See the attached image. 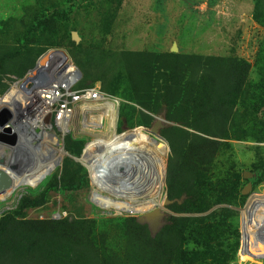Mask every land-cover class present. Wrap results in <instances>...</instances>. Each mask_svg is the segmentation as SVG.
<instances>
[{
    "label": "rangeland",
    "instance_id": "obj_1",
    "mask_svg": "<svg viewBox=\"0 0 264 264\" xmlns=\"http://www.w3.org/2000/svg\"><path fill=\"white\" fill-rule=\"evenodd\" d=\"M62 59L76 82L18 139L28 74ZM0 72V220L19 209L27 236L0 262L264 264V0H0Z\"/></svg>",
    "mask_w": 264,
    "mask_h": 264
},
{
    "label": "bare ground",
    "instance_id": "obj_2",
    "mask_svg": "<svg viewBox=\"0 0 264 264\" xmlns=\"http://www.w3.org/2000/svg\"><path fill=\"white\" fill-rule=\"evenodd\" d=\"M51 54H49V56H50ZM50 59H52V57H50V58H48L47 57V59H46V61L49 63L50 62ZM45 62V61H44ZM48 63H47V65H48ZM61 63L62 64H64V66H63V68L66 70H68V71H63V74H61V76H64L65 75V80L63 81L64 83H67L66 85H68V84H70L71 82H74V80H77V76H76V73L74 74V70L71 68V64H70V62L69 61H67V59L65 60V59H62V61H61ZM44 66L43 64H41L40 65V71H42V73H43V75L46 73V75L47 76H49V74L50 73H48V70H47V67L48 66ZM48 73V74H47ZM45 75V76H46ZM46 76V77H47ZM48 77H47V80H45L43 83H40L39 85H40V87L38 86V85H36V84H33L32 83V85H31V87L30 88H28V90H29V93H30V98H29V100H28V102L27 103H25L22 107H21V109H20V111H22L21 113L19 112V114H18V118H20V123H19V121H18V123L16 124V126H15V128H12L11 129V131L14 133V134H16L17 135V138L19 139L20 138V133H19V131L24 127V126H26V128L28 129V127L29 126H31V125H39V126H42L41 125V117L42 116H44L46 113H48V109H49V104L52 102V97L55 95V92H54V95H53V93H52V91L51 90H47V91H45V92H42V91H38V89H40L43 85H45V84H47L48 83ZM60 79H63V78H60ZM27 81V82H26ZM25 82L26 83H29L30 81L29 80H26ZM62 82V83H63ZM60 84V83H59ZM36 86V87H35ZM60 87H61V85H59ZM33 95V96H32ZM16 97H17V95H16ZM33 98V99H32ZM55 99V98H54ZM3 100V99H2ZM9 103H10V105L14 102V101H16V99H15V96H14V94L13 93H10V95H9ZM46 100H48V101H46ZM4 103V102H3ZM1 104V103H0ZM2 105H4V104H2ZM1 105V106H2ZM32 108V111L35 113L34 115H32L31 116V113L32 112H30V109ZM63 113H65V112H63ZM25 115H27V117H25ZM29 115H30V118H28L29 117ZM64 116L65 115H59L58 116V119H61V120H63V119H65L64 118ZM31 122V123H29V122ZM61 123H63L62 121H61ZM66 123H63V125H65ZM119 140H117L115 143H119L118 142ZM114 143V144H115ZM124 154H125V156H124V154H123V157L122 158H120V160L118 161L117 160V163H119L120 162V164H121V161H129V162H125V164H124V166H125V169L123 170V172H125V174L123 175H121V177H120V175H118L117 177L118 178H116L115 179V181H117V182H121V181H123V182H127L128 183V186L130 185V187L129 188H131V186L134 184L133 183V181H138L139 180V178H140V176L143 174L142 172H141V168H140V164H139V157H138V154H137V150H136V152L135 151H128V152H123ZM115 154V153H114ZM9 161V160H8ZM133 163H135V165H133ZM7 165V164H6ZM6 165H4L3 167H0V169H2V170H5V173H7V175L12 179V181L14 180L12 177H11V175L9 174L10 172H8V170H7V168H6ZM140 165V166H139ZM11 169V168H10ZM136 171H138L137 173H136ZM0 174H1V172H0ZM17 177V176H16ZM28 177H30V176H28ZM135 179V180H134ZM114 180V179H113ZM21 181H24V178H21ZM24 182H26V181H24ZM136 182H135V184H136ZM16 183V182H15ZM18 183H19V181H18ZM134 184V185H135ZM120 186V185H119ZM118 186V187H119ZM105 188V190L106 191H111V189L108 187V188H106V187H104ZM112 191L113 192H115L116 190L115 189H112ZM158 214V212L156 211V212H154V213H152L150 216L152 217V216H156Z\"/></svg>",
    "mask_w": 264,
    "mask_h": 264
},
{
    "label": "trees",
    "instance_id": "obj_3",
    "mask_svg": "<svg viewBox=\"0 0 264 264\" xmlns=\"http://www.w3.org/2000/svg\"><path fill=\"white\" fill-rule=\"evenodd\" d=\"M31 62H32V60H27V62L25 64L22 63L23 65L20 66V68L23 69L26 66L28 67V65L31 64ZM0 74H1V72H0ZM3 74H5L4 71H3ZM2 75L0 76V81H1ZM159 83H160V87L166 88L165 82L159 81ZM249 183L251 185V190H252L257 186V184H259V178H257L256 180L247 181V184L244 186L243 190L247 187V185ZM63 188H64L63 185H61V187L58 188V185L55 181V184L54 185L51 184L48 191L58 190L59 192H62ZM23 201L24 200H22V202ZM19 212H20V210L18 209L17 211H15L13 213H9L6 217H3L2 220H0V254L2 256H3V251L5 250L4 249L5 242H14L17 240L27 241L26 232L24 229L19 227V223L11 225L12 220L16 221V219L18 218ZM2 221H3V224H1ZM197 240H198V243H201V244H207V241H208L201 236H198ZM208 243H209V241H208ZM25 254L26 253H23L20 255V253L18 251L11 252L10 256H9L10 259H9L7 264H19L18 263L19 259L22 257H25ZM0 264H4V263L0 262Z\"/></svg>",
    "mask_w": 264,
    "mask_h": 264
},
{
    "label": "built area",
    "instance_id": "obj_4",
    "mask_svg": "<svg viewBox=\"0 0 264 264\" xmlns=\"http://www.w3.org/2000/svg\"><path fill=\"white\" fill-rule=\"evenodd\" d=\"M49 52H51V51H49ZM53 52H56V51L54 50ZM46 65H47V63L45 64V66ZM58 66H60V67L55 68V72L59 76V80L57 78H55L54 79L55 83H50V81H49V84L47 83V84L43 85L40 89H38V91H42V92H45L47 90H51L53 95L55 92V95L52 97V102H53V100L56 99L55 96H58L60 94L61 89H63L64 86L69 87V86H72L76 82V80H74V82H71L70 84L66 85L67 83L63 82L66 79L65 75L61 76V74H63V71L65 72L68 70L67 69L65 70L63 68L64 64L58 63ZM39 68H40V66L36 65V67L31 71V73L28 74V77L26 78V80L30 81L28 83V86L32 85L31 83H33V84H36L40 87V85H39L40 83H43L45 80H47V77L50 78L51 74H49V76H47L46 73L43 75L42 71H40ZM71 68L73 69L72 65H71ZM48 73H49V71H48ZM60 78H63V79H60ZM59 85H61V87ZM57 91H58V94H56ZM64 91H65V89H64ZM98 91H99V88L97 86H95L91 89L84 90L83 92L77 91V92H68V93L71 94L69 96L71 97L72 100L93 101V100L97 99ZM46 101H48V100H46ZM51 103L49 104V107L51 106Z\"/></svg>",
    "mask_w": 264,
    "mask_h": 264
},
{
    "label": "water",
    "instance_id": "obj_5",
    "mask_svg": "<svg viewBox=\"0 0 264 264\" xmlns=\"http://www.w3.org/2000/svg\"><path fill=\"white\" fill-rule=\"evenodd\" d=\"M2 112L4 114L8 115V116L10 115L9 112L6 109L2 110ZM0 123L3 124V121L1 120ZM11 135H12L11 136V143H14L16 136L13 133ZM161 150L165 154L166 150H165L164 146L162 147ZM242 177H243L244 180L251 181L253 179V177H254V174L249 172V171H245V172L242 173ZM11 188H12V181H11L10 177L7 174L2 172L0 174V196L4 195ZM250 190H251V185L249 183L247 185V187L243 190L242 194L250 193Z\"/></svg>",
    "mask_w": 264,
    "mask_h": 264
}]
</instances>
